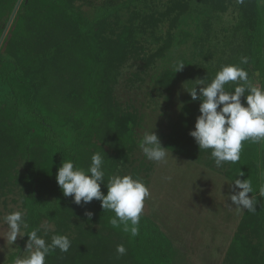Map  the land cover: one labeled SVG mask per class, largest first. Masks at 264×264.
Masks as SVG:
<instances>
[{
    "label": "trees",
    "instance_id": "trees-1",
    "mask_svg": "<svg viewBox=\"0 0 264 264\" xmlns=\"http://www.w3.org/2000/svg\"><path fill=\"white\" fill-rule=\"evenodd\" d=\"M153 1L108 2L90 19L76 0H22L0 46V201L19 195L26 232L39 227L43 235L42 226L51 225L45 239L69 237V251L56 250L46 264H177L176 249L153 220L141 215L139 233L132 236L124 225H111L114 213L103 211L100 201L76 205L55 180L63 160L86 170L92 154L100 152L105 184L127 162L139 123L112 95L123 65L139 63L134 80L156 67L151 81L167 102L178 85L188 91L206 75L210 82L227 64L244 68L253 84L264 88V0H168L163 11L153 10ZM17 2L0 0V38ZM137 3H149L150 12L137 10ZM129 7L122 20L121 10ZM228 11L237 14V22L230 39L216 48L210 20ZM241 57L248 62L240 64ZM177 62L185 66L178 73ZM225 87L234 90L232 84ZM198 107L187 93L177 120L162 136L163 146L193 161L203 155L212 161L210 151H199L189 136ZM240 172L241 180H251L249 197H256L257 205L255 212L244 211L225 264H264V197L258 193L264 185V141L243 142L240 160L224 165L232 183ZM101 191L107 194L103 184ZM120 244L126 248L122 256L116 252Z\"/></svg>",
    "mask_w": 264,
    "mask_h": 264
},
{
    "label": "rangeland",
    "instance_id": "rangeland-1",
    "mask_svg": "<svg viewBox=\"0 0 264 264\" xmlns=\"http://www.w3.org/2000/svg\"><path fill=\"white\" fill-rule=\"evenodd\" d=\"M108 2L124 4L128 0H76V6L91 19ZM167 2L154 0L153 10L163 11ZM137 5V10L150 12L149 3ZM130 9L132 7L121 10L122 20L126 19ZM236 22L237 14L231 11L213 15L210 20L211 45L216 48L225 45ZM167 29L168 22L159 27L162 34ZM138 66L139 63L128 61L120 68L113 86L114 100L124 111L137 115L139 123L134 134L136 145L128 152L127 162L121 164L115 174H132L149 188L151 195L146 198L141 215L153 220L172 242L177 252V264H225L226 251L244 213L238 212L234 205L229 206L231 201L228 196L233 194L234 186L226 178L224 167L216 168L207 155L193 161L167 150L168 157L163 163L144 157L138 147L144 132L154 131L164 147L162 136L177 120L186 101L187 87L178 85L173 90L172 99L167 102L165 93L154 87L151 81L156 67L146 70L140 79L134 80V74L140 70ZM17 210L22 211L17 193L1 199L0 217ZM44 226L52 229L51 225ZM6 229V225L0 226V236ZM23 241L24 238L18 237L10 247L0 239V248L4 249L0 252V264H12L16 256L24 255L22 251L26 243L22 244Z\"/></svg>",
    "mask_w": 264,
    "mask_h": 264
},
{
    "label": "clouds",
    "instance_id": "clouds-1",
    "mask_svg": "<svg viewBox=\"0 0 264 264\" xmlns=\"http://www.w3.org/2000/svg\"><path fill=\"white\" fill-rule=\"evenodd\" d=\"M247 62V57L240 58V64ZM184 67L183 62H177L174 70L178 73ZM229 84L234 85L233 91L226 90L225 86ZM187 93L191 101L199 102V115L189 136L194 139L199 151H210L216 168L237 163L241 158L243 142L264 141V88L255 86L244 68L237 64L222 65L210 82L207 75L203 79H195ZM138 147L149 161L163 163L167 160L168 151L162 147L154 131L144 132ZM105 175L104 157L96 152L92 154L86 170L75 167L71 160H63L55 180L63 196L72 197L76 205L100 201L103 211L114 213L110 219L114 228L124 225L125 232H130L132 236L138 235L144 202L151 195L149 188L143 180L132 174L109 175L105 184ZM243 175L240 172L239 178L232 183L234 188L233 194L228 196L231 201L229 206L234 205L238 212H255L257 198L249 197L253 192L251 180H241ZM102 184L107 188L106 195L101 191ZM258 193L264 197V185ZM85 214L91 219V212ZM3 225L7 229L0 239L6 242L5 246L12 247L18 237H27L22 251L24 255L16 256L12 264H46V258L51 253L56 250L67 253L72 244L69 237L63 234H52L50 240L45 239L48 236L47 226H42L43 235L39 227L26 232L29 224L25 211L17 210L3 215L0 217V226ZM3 251L0 248V252ZM116 252L122 256L126 254V248L123 244L117 245Z\"/></svg>",
    "mask_w": 264,
    "mask_h": 264
},
{
    "label": "water",
    "instance_id": "water-1",
    "mask_svg": "<svg viewBox=\"0 0 264 264\" xmlns=\"http://www.w3.org/2000/svg\"><path fill=\"white\" fill-rule=\"evenodd\" d=\"M21 2H22V0H18L17 4H16V6H15V8H14V10H13V13H12V15H11V17H10L8 23H7V26H6V28H5V30H4V32H3V34H2V36H1V38H0V46H1V44H2V42H3V40H4V38H5V36H6L7 32H8V30H9V27H10V25H11V23H12V20H13L15 14H16V12H17V10H18V8H19Z\"/></svg>",
    "mask_w": 264,
    "mask_h": 264
}]
</instances>
